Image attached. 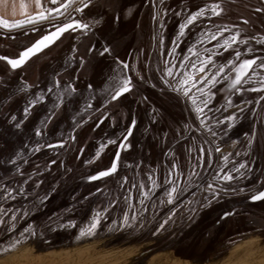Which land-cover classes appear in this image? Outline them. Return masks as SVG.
<instances>
[{"label": "rangeland", "instance_id": "rangeland-1", "mask_svg": "<svg viewBox=\"0 0 264 264\" xmlns=\"http://www.w3.org/2000/svg\"><path fill=\"white\" fill-rule=\"evenodd\" d=\"M44 2L43 10L40 0L36 12L28 16L30 22L0 25V153L14 148V153L41 155L45 163L56 159L77 171L65 176V170L61 179L50 180V173L60 171L59 166L33 165L31 179L13 180L14 185L1 180L0 219L5 221L0 248L13 240L20 243L0 251V264H247L252 250L264 240L257 234H224L214 228L208 236L180 233L172 240L173 251L166 249V243L140 260L130 257L167 235L157 230L141 235L145 225L140 215L150 193L148 186L183 180L181 186L187 189L206 178L208 189L202 187L199 194L208 192L210 184L211 194L223 195L227 189L223 185L234 180L248 181L249 195L264 188V100L259 101L263 93L249 86L230 94L228 76L243 58L258 57L242 84L264 82V68L259 67L264 63V34L253 35L249 27L234 29L245 24L243 16L251 26L257 22L264 4L260 0H154V8L151 0H72L67 8L49 14L56 3ZM213 4L220 8L217 14L212 12ZM251 8L259 9L255 16L250 15ZM200 9L204 14L189 24V17ZM40 11L46 12L44 19L36 17ZM69 20L88 23V28L64 33L16 70L2 59L16 58L48 30ZM241 36L250 40L239 44ZM105 47L109 52L101 55ZM166 69H171V75ZM126 72L134 89L113 100L117 84L128 78ZM184 79L188 83L178 89ZM106 111L109 116L100 121ZM7 121L14 124L9 131ZM125 136L128 147L120 149ZM119 150L113 175L84 182L87 176L109 168ZM12 154L7 159L17 160ZM225 174L232 179H222ZM74 180L82 185L72 186L75 196L49 203V195ZM98 188L84 198V190ZM169 194L173 191L166 192L162 203L170 204ZM248 203L250 211L257 206ZM257 204L264 210V199ZM48 205L56 211L53 218L44 213ZM7 207L11 210L6 211ZM225 209L219 206V212L213 211L214 219L220 220ZM96 213L100 223L94 233L80 236V228H86ZM125 215L128 224L120 227ZM69 220L75 225L68 227ZM61 223L64 228L57 226ZM234 224L238 225L233 223L232 228ZM28 225L31 228L25 232ZM243 235L242 242H237ZM46 239L49 244L44 243Z\"/></svg>", "mask_w": 264, "mask_h": 264}, {"label": "flooded vegetation", "instance_id": "flooded-vegetation-1", "mask_svg": "<svg viewBox=\"0 0 264 264\" xmlns=\"http://www.w3.org/2000/svg\"><path fill=\"white\" fill-rule=\"evenodd\" d=\"M144 66H145L144 71H146L148 62H146ZM126 74L131 82L132 78L129 72H126ZM249 75L250 74L248 73L245 79H247ZM228 76H230V73ZM261 84L262 83H258L255 85L249 84L248 86L241 84L238 87V91H243L245 88L249 86L251 87L253 86V88L250 89L253 91L258 86H260L259 88H261ZM262 100H264V91H263V97L259 99V101H262ZM107 114H108L107 112L103 113L100 116V118H102L103 116ZM202 117L203 116H201V118ZM197 132L202 134L200 130H198ZM67 166L69 168H67ZM60 168H61L60 171H57V172L52 171L50 173V176L58 180L61 178H55V177H58L60 175L64 176L65 170L66 171L68 170L65 176L69 174V171L72 174H75L77 171L76 167L72 168V165H69V164L67 165L61 164ZM52 178H50V180ZM78 180H74L73 182H71L70 184L71 188L69 187V184H66V185H63L57 188L55 191V194L48 196V199L50 200L49 203H51L53 199H55L56 201H59V200L64 201L65 199L67 200L66 195L69 196V198L70 197L72 198L73 196H75L76 192L73 191L72 186H79V183L81 182ZM234 181L235 182L227 181L226 184L223 185L224 187L227 188L222 191L224 192L223 195L211 194V191H212L211 187H209V190H206L208 192H205V194H199L202 187H206V189H208L207 188L208 180L206 178L203 180L202 179L199 180L198 181L199 183L187 189H183V186H181L183 184L181 183L183 182V180H180L177 182L175 180H170L169 184L164 183L160 185L159 187L153 186V188H151L148 186L147 190H150V193L146 194L148 199H147V202L145 203V208L143 210V213L140 215V218H141L140 223L142 225L143 224L145 225V228L142 229L143 233L141 235L142 236L148 235V233L151 234L155 232L157 229H159V232L161 234L175 233L176 235H179L182 232H188L189 234H192V235L205 234L208 236L210 235L212 231L211 229L214 228L215 231L220 230V232L224 234L228 232L237 233V234L242 233L246 235L257 234L264 240V225H263L264 224V210L259 209V204H257L258 201H252L250 199L251 195H249V192H247L248 189L250 188L248 181H245L244 183H239L236 180ZM98 190L100 191V189L98 188L95 192H98ZM169 190L173 191V194L172 195L170 194L171 195L170 204L166 205L162 203V201L164 200L166 196V192L168 193ZM261 190L262 189H260L259 191ZM69 192L73 194L70 195L68 194ZM84 193L85 191L83 192V194ZM254 194H256V192L253 193L252 195ZM168 198H169V195H168ZM247 201L248 202L250 201L254 205L256 204L257 205L256 208H254L252 211L248 210L247 205H251V204H249ZM219 206L225 207L226 209L221 212V214L219 215L220 220L217 221L214 219L212 214H213V211H216ZM245 206L247 207V209H244ZM48 209L49 210H46V211L44 209V213L45 214L47 213V215L50 218L55 217L56 211L53 210L51 205H48ZM216 212H219V211L217 210ZM224 212H228L229 215L224 216L223 215ZM149 215L152 216V218ZM46 218L48 217L46 216ZM148 219H151V220L149 221ZM233 223L238 224V225H235V224L233 225L234 229L231 227ZM161 224L164 225L163 228H160ZM223 224H225V226L221 230L220 228H222L221 226ZM238 229H243V230H238ZM33 233L35 234V232ZM244 236L245 235H243L241 238H243ZM191 240H193L191 242L192 245H195L196 244L195 237L191 238ZM169 247L171 248V250H174L173 245L169 244Z\"/></svg>", "mask_w": 264, "mask_h": 264}, {"label": "snow or ice", "instance_id": "snow-or-ice-1", "mask_svg": "<svg viewBox=\"0 0 264 264\" xmlns=\"http://www.w3.org/2000/svg\"><path fill=\"white\" fill-rule=\"evenodd\" d=\"M53 2L55 3V0H53ZM35 3L37 5V7L40 6V0H35ZM70 0H65V2L63 4L60 5V7L62 8H67L69 6ZM89 3H91V0H89ZM23 7V5H22ZM50 11H58V9H50ZM76 11H80V7L76 8ZM220 11V8L217 4H213L212 5V12L213 14H217ZM204 14V10L200 9L199 12L193 13L189 19H188V23H192L193 20L196 19V17L198 15H203ZM37 18L39 19H44L45 18V13L44 11H40L38 13H36ZM31 21V17H28L26 20L24 21H20V20H16V21H9V20H5L3 18H0V25L4 26V27H15L20 23H28ZM73 25H75L76 27H83V28H87L88 25L86 24H81L80 21H72V23H68V24H64L62 27H58L56 29V31L51 32L47 35L42 36L40 39L36 40L35 43H33L30 47L24 49L23 51L20 52L18 58H14V59H10L8 57H2V59L6 60L7 63L13 68H17L19 65H22L31 55H33L35 52H39L41 50V48L47 46L48 44H50L54 39H56L61 33H63L65 30L70 29L73 27ZM185 27V25H181V30H183V28ZM238 35V33H237ZM237 37L233 36L231 38V40H235ZM231 41H226V44H229ZM92 49H89V51H91ZM109 52V48L105 47L103 49V52L101 53V55H103L104 53ZM208 60H211V57H207ZM123 63V62H121ZM229 64L232 63L231 60L228 61ZM256 63L255 59H244L239 66L235 69L236 71V77L235 80L232 81L233 84H238L241 80V78L248 72L249 69L252 68V66ZM125 67H127V65H125ZM260 68H264V63L259 64ZM166 71L168 72V75H171V69H166ZM201 71H203V64H201ZM220 72L224 71V68L221 67ZM255 74V73H254ZM217 75H219V73H217ZM190 79V77L188 78ZM188 79H184L181 80L180 83L177 85V88L179 89L181 84H187L188 83ZM215 77L212 78V80H209V83H212L214 81ZM262 80H264V77L261 78ZM58 83V82H57ZM89 87H91V85H89ZM131 88V82L129 78H123L122 82L117 84L116 88L114 89V94L112 95V99L115 100L118 97H120L123 93L128 92ZM261 88H264V83L261 84ZM74 91V89H73ZM184 93L187 94L188 89L184 88L183 89ZM191 99V97H189ZM41 99H43V97L41 96ZM32 103H35V101H33ZM193 103L195 104V100H193ZM31 106V105H29ZM28 109L25 108V112H27ZM197 112H201V109L199 107L196 108ZM51 117H49L50 119ZM13 119H15V117H13ZM229 120L233 119V117H228ZM201 123H203V121H201ZM132 124L135 125V120L132 121ZM20 125L17 124L16 127H19ZM229 127H231V124H229ZM132 132V128L129 127L128 128V133L131 134ZM37 134H39V130H37ZM125 140H127V136L124 137ZM113 141H110V143H112ZM251 143V141H250ZM101 149H103L104 145L100 146ZM121 147H128V145L121 143ZM216 151H220L219 148L216 149ZM100 153L97 152V155H99ZM116 158H119V152L116 153ZM117 159H113L111 166L109 168H107L106 170H102L96 173L95 176H89L88 179L90 180H94L97 179L99 177H104L109 175L110 173L114 172L117 168ZM224 159H226V157H224ZM222 179H227V180H231L232 176L225 174ZM209 187H211V185H209ZM250 199L252 201H258L261 199H264V191H258L256 192V194L251 195ZM169 201H171V195L169 194ZM224 216H228L229 213L228 212H224L223 214ZM132 219H135V217L133 216ZM128 220L129 217L127 215H125L124 217V221L123 223H121L119 226L120 227H125L128 224ZM0 223H3V220L0 219ZM100 223V216L99 213L94 214L91 219H90V223L87 225L86 228L82 227L80 228V232L79 235L80 236H84V235H91L94 233V231L96 230L97 226ZM113 223H116L115 221H113ZM75 225V221L69 220L67 222V226L68 227H72ZM60 228H64L65 224H59L57 225ZM164 225L161 224L160 228H163ZM31 228V226H29V228H26L24 231L28 232L29 229ZM157 231H159V229H157ZM34 234V233H33ZM23 237V233L21 234ZM20 243V240H13L11 243H9L7 245L6 248H0V251H7L8 249H11L13 247H15L17 244Z\"/></svg>", "mask_w": 264, "mask_h": 264}, {"label": "water", "instance_id": "water-1", "mask_svg": "<svg viewBox=\"0 0 264 264\" xmlns=\"http://www.w3.org/2000/svg\"><path fill=\"white\" fill-rule=\"evenodd\" d=\"M72 0H70V2H71ZM152 1V4H153V6H154V8H155V4H154V0H151ZM260 3L261 4H264V0H260ZM55 9H58V11H49V14H54V13H58V12H60V11H62L64 8H62V7H57V8H55ZM250 11H251V14L250 15H256L257 13H258V11H259V9L258 8H251L250 9ZM45 13V15H46V12H44ZM175 15V14H174ZM247 15H249V14H247ZM37 17V16H36ZM176 17V16H175ZM253 17V16H252ZM254 18V17H253ZM175 19V18H174ZM242 19H244L245 21V24L244 25H241V27H239V28H237V26L234 28V29H236V30H238V31H245V29L246 28H248V29H250L251 31L252 30H254L255 32L254 33H252L253 35L254 34H256L258 31H262V33L264 34V14L262 15V13L260 14V16L258 17V20H257V22H254L253 21V23H252V26H251V21L248 19V18H245L244 16H243V18ZM72 21H74V20H69V21H66V22H64V23H62V24H60V25H58V26H56L55 28H53V29H50V30H48V32L46 33V34H44V35H47V34H49V33H51V32H54V31H56V29L58 28V27H62L64 24H68V23H72ZM263 21V22H262ZM81 22V24H86V25H88V23H85V22H82V21H80ZM254 23H256V24H254ZM88 28V27H87ZM87 28H83V27H76L75 25H73V27L72 28H70V29H67V30H65L63 33H61L56 39H54L50 44H48L47 46H45V47H43V48H41V50L39 51V52H35L33 55H31L22 65H19L17 68H15V69H13L10 65V68L12 69V70H16V69H18V68H20V67H22L28 60H30L31 58H33L34 56H36V55H38V54H40L41 52H43V51H45L47 48H49L50 46H52L53 44H55L57 41H59L61 38H62V36L64 35V33H66V32H70V31H75V30H77V31H84L85 29H87ZM43 35V36H44ZM262 36H264V35H262ZM42 37V36H41ZM40 37V38H41ZM242 37V36H241ZM40 38H38V39H40ZM246 38H248V40H246ZM37 39V40H38ZM250 40V36H243L242 38H241V40H239V44H241V42H245V41H249ZM35 43V42H34ZM95 43V42H94ZM94 43H93V45H94ZM97 43V42H96ZM96 46H98V45H96ZM30 47V46H29ZM102 53V52H101ZM20 54V53H19ZM235 55L237 54L236 53V51H235V53H234ZM241 54V53H240ZM239 54V55H240ZM16 58H18V56L16 57ZM10 59H14V58H10ZM242 59V58H241ZM244 59H249V58H243L242 60H240V62L234 67V70L230 73V76L229 77H231V82L233 81V80H235V77H236V71H235V69L239 66V64L244 60ZM251 59H255V61H256V63L259 61V58L258 57H254V58H251ZM4 60V59H3ZM6 63H7V61L6 60H4ZM255 63V64H256ZM8 64V63H7ZM255 64L252 66V68L251 69H253V67L255 66ZM251 69H249L248 70V72L241 78V80H240V82L238 83V84H233L232 83V85L230 86V94H233L234 92H238V87L242 84V82H243V80L245 79V77H246V75L249 73V71L251 70ZM131 82H132V79H131ZM9 88V87H8ZM4 89V88H3ZM7 89V88H6ZM132 89H134L133 88V86H132V84H131V88H130V90H132ZM264 89V88H263ZM263 89H261V88H256L255 90H259V91H261L262 93H263ZM5 90V89H4ZM129 90V91H130ZM254 90V91H255ZM8 92H9V90H7ZM128 91V92H129ZM126 93V92H125ZM124 94V93H123ZM107 112V111H106ZM108 114L107 115H105V116H103L102 118H101V120L100 121H103V119L104 118H107V116H109V112H107ZM2 121V120H1ZM9 123H11L10 121H7L5 124L7 125V126H9V128L7 129L8 131L11 129V127L14 125H8ZM127 138H128V136H127ZM120 143H123V144H126L127 145V143H126V140L124 139L123 141H121ZM15 145V144H14ZM19 145V144H18ZM18 145H15V146H18ZM120 145V149H121V144H119ZM127 148V147H126ZM120 153H121V150H119V156H120ZM117 159V158H116ZM119 159V158H118ZM118 159H117V161H118ZM44 164H48V166H51V165H53V164H55V166H59V170L61 169L60 168V165L62 164V162L60 163V162H56V159H53V160H51L49 163H37V164H35V165H44ZM100 171V170H99ZM98 171V172H99ZM34 173V170H33V172L31 173V175ZM97 173V172H96ZM96 173H94L93 175H91V176H95L96 175ZM115 173V171L114 172H112V173H110L109 175H107V176H104V177H99V178H97V179H94V180H90V179H88V177L89 176H87L86 178H84L83 180H84V182L86 181V182H92V181H97V180H100V179H103V178H105V177H108V176H110V175H113ZM50 178H52V176H50L49 177V179ZM55 178H61V175L60 176H58V177H55ZM16 181H19V179H17ZM26 181V180H25ZM20 182V181H19ZM11 184H16V183H11ZM10 185V184H9ZM79 186L81 187L82 185H81V183H79ZM69 187H70V185H69ZM68 187V188H69ZM71 188V187H70ZM69 188V189H70ZM14 189V188H13ZM13 189L12 190H9V193L12 195V193H13ZM68 189V190H69ZM73 189V188H72ZM71 190V189H70ZM85 191V193H87V194H85L84 193V198H88L89 196H91L92 194H95V193H97V192H86V190H84ZM99 191V190H98ZM261 191H264V188H262V190ZM68 194H70V195H72L71 194V192H69ZM37 199V198H36ZM262 200V199H261ZM259 201V200H258ZM24 207H27L26 205L24 206ZM23 207V208H24ZM4 209H5V207H3ZM19 210H20V207H17ZM11 209H8V207L6 208V211H10ZM4 217V216H3ZM2 219V218H1ZM4 221L5 220H3V223H0V229L3 227V225H4ZM3 224V225H2ZM29 226V225H28ZM34 232V231H33ZM37 232H35V234H36ZM35 234H33L34 236H35ZM177 236H179V235H176L175 233H170V234H167V235H165V236H163V237H161V238H159L158 240H156L152 245H147L142 251H140V252H138L137 254H135L133 257H132V260L133 261H137V260H140V259H142L143 258V256L144 255H146L147 253H150L152 250H155V249H157V247H161V246H163L164 244H170V245H173V239L174 238H176ZM240 238V237H239ZM242 238H240V239H238V241L237 242H242V240H241ZM31 242L33 241H35V239H31L30 240ZM46 241H47V239H46ZM49 241H47V242H44V243H46V244H49L48 243ZM237 242H235V245H236V243ZM33 244V243H32ZM238 244V243H237ZM234 245V246H235ZM34 246V245H33ZM167 250H171V248L169 247V245H168V247L166 248ZM173 251V250H172ZM230 251V250H229ZM228 251V252H229ZM228 254V253H227Z\"/></svg>", "mask_w": 264, "mask_h": 264}, {"label": "trees", "instance_id": "trees-1", "mask_svg": "<svg viewBox=\"0 0 264 264\" xmlns=\"http://www.w3.org/2000/svg\"><path fill=\"white\" fill-rule=\"evenodd\" d=\"M2 125H3L2 121L0 120V133L2 131ZM5 128L6 131H8L7 129L9 128V126L5 124ZM13 149L8 151L7 154L1 155L0 153V186L2 184L1 180L3 179L7 180L9 182L8 184L13 183V180H17V179H19V181L23 180L24 178L31 179L32 178L31 173L34 170L33 165H35L34 163H40V162L45 163L42 162L44 156L42 157L41 155L38 156L34 154L29 155L26 152H22L21 154L14 153ZM19 149H21V147H19ZM9 154L10 155L12 154V158L15 159L17 156L18 159L15 161L7 159ZM26 189H28V185L26 186ZM25 205L26 204H24L23 207Z\"/></svg>", "mask_w": 264, "mask_h": 264}, {"label": "crops", "instance_id": "crops-1", "mask_svg": "<svg viewBox=\"0 0 264 264\" xmlns=\"http://www.w3.org/2000/svg\"><path fill=\"white\" fill-rule=\"evenodd\" d=\"M42 1L43 5L41 8L43 10L45 2L44 0ZM62 2L64 3L65 0H55V6L59 7ZM36 10L37 5L35 0H0V17L6 20H19L20 18H27L33 12H36Z\"/></svg>", "mask_w": 264, "mask_h": 264}, {"label": "bare ground", "instance_id": "bare-ground-1", "mask_svg": "<svg viewBox=\"0 0 264 264\" xmlns=\"http://www.w3.org/2000/svg\"><path fill=\"white\" fill-rule=\"evenodd\" d=\"M228 254H229V252H228ZM132 257H130L131 261H132ZM246 263L247 264H264V243L263 244L259 243L252 250L251 254L246 259Z\"/></svg>", "mask_w": 264, "mask_h": 264}]
</instances>
